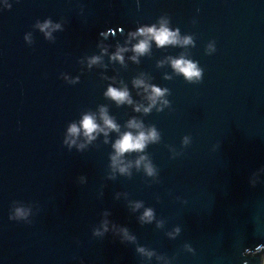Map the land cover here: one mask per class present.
Wrapping results in <instances>:
<instances>
[{"label": "water", "instance_id": "95a60500", "mask_svg": "<svg viewBox=\"0 0 264 264\" xmlns=\"http://www.w3.org/2000/svg\"><path fill=\"white\" fill-rule=\"evenodd\" d=\"M48 18L61 25L51 39L35 26ZM161 22L194 45L153 40L137 55L133 46L144 37L133 33ZM118 49L123 62L112 58ZM181 54L198 62L201 81L173 70L171 58ZM137 79L168 89L147 113L151 88L135 86ZM110 85L127 88L132 104L105 96ZM102 106L120 133L138 131L129 120L160 133L143 153L120 158L125 173L111 164L118 132L88 141L67 131L84 113L103 126ZM16 201L30 209L26 220L10 219ZM145 208L151 222L140 219ZM261 257L264 0H0V264H261Z\"/></svg>", "mask_w": 264, "mask_h": 264}, {"label": "clouds", "instance_id": "9594fccd", "mask_svg": "<svg viewBox=\"0 0 264 264\" xmlns=\"http://www.w3.org/2000/svg\"><path fill=\"white\" fill-rule=\"evenodd\" d=\"M36 27L39 28L40 31L44 32L45 37L51 39V32L53 30L59 29L61 25L59 23H53L50 18L45 19L43 23L39 21L36 22ZM139 34L143 36L144 39L140 40L136 45L133 46V51L137 55H143L149 51L151 41H155L157 47H164L167 45L172 46H184L188 44H193L194 41L192 36H184L181 38L179 36V29H171L167 26V22H161L160 26L157 27L155 24L152 25H145L138 29L137 33H133V35ZM28 39V37H25ZM125 49H118L117 52L113 55V59H118L123 62V56L121 52ZM215 51L214 45L209 43L206 46V52L211 53ZM99 57H92L91 63H95ZM132 59H136V56H133ZM171 66L173 70L177 74L183 75L184 79L189 83H196L202 80L203 77V69L198 66V62L188 59L185 57L184 54H181L178 57L171 58ZM168 78V77H166ZM135 86L143 85L145 90L147 91L148 88H151V91L148 93V100L150 101L149 105L144 108V112L147 113L151 110L153 106L157 104L158 98L164 96L165 92H168V89H161L156 85H145L143 80H134ZM105 96L110 97L114 101H116L117 105L128 103L132 104V99L130 97L129 91L127 88L124 89H116L113 88L111 85L108 88V91L105 93ZM163 103L165 105L169 104L168 100H164ZM140 105L136 106V110H140ZM162 109H158L160 111ZM100 121L98 122L97 117L93 113H84L82 114V118L79 120L78 123L73 122L68 127L67 131L70 136H78L81 133L84 137L91 141L96 138L99 133H104L105 135L108 134L109 130L116 131L119 133L118 137L115 139V142L112 144V147L115 150V154L111 155V164L114 167L119 169L120 173L127 172L128 166L121 161V157L125 153H143L146 145L151 143H158L160 141V133L156 130V128L149 127L148 129H144L143 125L137 123L135 120H129L127 122V128L129 129H136L138 131H125L120 133V126L114 121L112 117H110L107 113V110L102 106L100 108ZM188 135L184 136L182 139V143L184 145H188L189 140ZM69 143V146L75 144V140L65 141ZM79 147H83L80 145ZM146 160V156L141 155L136 160L137 166L141 164L142 161ZM145 171L148 175H154L155 169L152 164L145 163L144 164ZM13 204H19L20 206L14 207L13 211L10 213V219L15 220H26L30 213V209L24 207L20 202L16 201ZM141 207L139 203H137L136 208ZM142 222H151L154 219V212L152 208H145L143 215L140 217ZM30 223V222H29ZM105 224V229H106ZM125 235L128 239L132 240L134 237L128 236L127 229H123ZM177 231L179 229L177 228ZM139 252L145 253L147 256H151L152 252H146L144 248H139ZM261 264H264V257H261Z\"/></svg>", "mask_w": 264, "mask_h": 264}]
</instances>
